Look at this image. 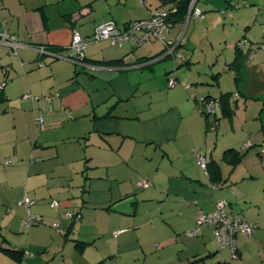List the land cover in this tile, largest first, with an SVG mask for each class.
Returning a JSON list of instances; mask_svg holds the SVG:
<instances>
[{
    "label": "crops",
    "instance_id": "crops-1",
    "mask_svg": "<svg viewBox=\"0 0 264 264\" xmlns=\"http://www.w3.org/2000/svg\"><path fill=\"white\" fill-rule=\"evenodd\" d=\"M131 1L136 0L116 4L107 0L101 6L95 0H73L71 4L64 0H0V35L8 32L21 43L15 53L0 45V105H4L0 111V264H26L27 257L34 264L37 256L30 255L34 244L41 249L39 254L43 250L42 256L56 248L51 262L62 257L64 262L72 259L74 264H88V251L92 250L94 261L101 239L120 253L121 247L133 241L139 243L137 248L142 245L139 233L147 227L153 235H160L164 247H157H163V252L165 246L179 242L178 234L186 233L181 253L188 254L187 264H250L252 250L264 264V204L253 202L249 189H241L234 172L224 173L222 165L229 166L235 159L233 153L228 158L227 151L236 149L228 145L218 159L217 143H212V133L199 111L206 95L219 98L227 92L220 83L222 76H213L219 93L203 87L202 93L195 88L188 98H172L170 91L184 90L178 88V75L169 91L167 80L169 83L175 69L190 66L191 59L184 57L183 64L176 67L175 57L162 55L164 48L156 43L139 46L133 39L122 46L90 42L84 71L67 59L74 31L89 40L95 28L106 22L124 27L150 17L134 15L136 5L123 8ZM245 1L251 7L243 5L238 28L246 29V37L259 44L264 39V5L259 0ZM218 4L234 8L225 0ZM191 20L184 28L176 25L170 33L178 39L184 32L185 38ZM37 48L51 55H42ZM249 55L264 78V51ZM35 69H46V77L31 80ZM238 86L240 96L249 98L246 74ZM182 87L187 89L184 82ZM25 94L39 100L25 99ZM240 96L232 99L237 102L234 116ZM255 98L264 99V93ZM261 112L263 121L264 108ZM222 118L229 120L230 116L223 114ZM217 137L218 132L216 141ZM198 155L219 166L221 179L212 180L199 167ZM146 178L151 186L139 188L138 181ZM26 197L35 200L29 208L22 204ZM220 199L229 203L232 218L257 226L251 238L238 236L237 260H232L229 249H218L212 227L204 225L197 235L189 234L197 227V216L213 212ZM53 200L59 208L50 206ZM236 211L241 214L235 215ZM70 212L82 217L69 218ZM38 217L40 220L27 224ZM111 232L119 233L110 240L102 238L110 237ZM254 237L259 241H253ZM4 248L20 253L13 256Z\"/></svg>",
    "mask_w": 264,
    "mask_h": 264
},
{
    "label": "rangeland",
    "instance_id": "rangeland-1",
    "mask_svg": "<svg viewBox=\"0 0 264 264\" xmlns=\"http://www.w3.org/2000/svg\"><path fill=\"white\" fill-rule=\"evenodd\" d=\"M64 1L68 4H71V1L73 0ZM95 1L99 2L101 6H103V4L107 2V0ZM219 1L220 0H199L197 8L201 12H205L204 14L207 18L206 20H200L192 16L188 33L181 41L180 37L176 39L175 33L168 34V39H170L169 41L173 43L174 46L179 45L176 48L177 50H175V53L171 55V57H175H172L175 66H181L184 62V57H186L185 60L191 59L190 66H185L184 64L180 69H178L179 71H176L175 69V71L172 72L173 77L170 80H174L173 78L178 75L180 78L178 81H180L181 83L178 88L184 90L182 91L184 92V94L178 91L179 89L175 90L177 92L170 91L172 98H188L189 94L195 92V88H200L198 89V92L202 93L203 87H210V89H214V93H219V86L213 79V76H215L216 74H220L222 76L220 83L222 84L221 86L224 88V90L232 93H235L237 91L236 84L234 82V72L232 71L233 73H229V63H231L234 59L235 46L245 35L244 31L246 29L238 28V23L241 19L239 16L243 12L241 10H243L244 8L243 5L247 6L250 3L248 4V2H246L245 0H225L227 6H229L230 2L233 3L232 5L234 8L229 9L228 7H219ZM259 1L264 5V0ZM117 2L118 0H114L113 3L116 4ZM132 5H136V8H138L137 11L135 10L134 15L144 18L147 16L151 17L152 15L160 12L169 11L173 7L172 3L164 5L160 0H136L135 2L131 1L123 8L128 9L130 7H133ZM86 8L89 9V7ZM234 11L238 13L234 14ZM84 12L86 11H83V13ZM184 27L185 26L183 25L182 28ZM147 43H156L161 49L164 48L162 55L169 57V55H166L165 53V44L163 42L150 40L143 43L142 45ZM186 44L187 48L185 47ZM246 53L247 48L244 50V54ZM71 64L77 67L79 71H84L83 65L85 63L83 65H79L72 62ZM42 67L45 66H40V68ZM45 70L46 69H35L36 72L30 79L37 81L38 79H40V77L46 75ZM17 73L20 72L18 71ZM29 81L30 80L28 78L27 82L29 83ZM182 82H184V85H187V89L189 87L191 89L185 90L182 87ZM201 82H203L205 85ZM166 90H170L168 80ZM27 93L32 92L28 91ZM34 95L40 96V94ZM212 96L218 98L216 95ZM161 97L162 96L160 95V98ZM239 98H241L240 107L238 108L234 118L232 120L221 118L219 127H217V141L214 138V134L217 133L216 123L212 117L214 115H211L208 121L206 120L205 115L202 116L205 118L207 128L210 129L209 133H212V135H210V137L212 138V143H217L218 150L216 152V156L219 160L222 157L225 147H227L228 145H233V147L236 149L234 151L231 150L230 152V154L233 153L235 155L234 161L229 166L226 165V163L222 165L224 173L226 175H231V172H234V178H237L238 181L241 180V189H249L248 193L253 199V202L260 201L262 204H264V196L262 195V191L264 189V120L262 121L261 119V111L262 108H264V99H249L248 104L245 105L244 100L246 99L242 96H240ZM155 99H158V97ZM3 109L4 105H0V111H2ZM244 177L248 179L243 181ZM149 181L151 182L150 179ZM29 198L31 200H34V198L32 197ZM34 209L35 207H32L33 215L35 214ZM152 210L155 211V209ZM229 210L230 209H228V214ZM238 213L241 214L240 211H236L235 215ZM153 218L155 220L159 219V217L157 218L154 216ZM148 229L149 227L144 228L139 233L143 237V241L141 243L142 245H139L137 248L136 245H138L139 243H137V241H133L130 244L121 247L120 253H117V247L115 245L109 247V245H106L105 241L101 239V242H98L99 245L97 247V250L95 249L97 254L94 261L92 258V250L90 249L88 251L87 257L91 261L88 264H95L101 261H103L104 264H187L185 259L187 258L188 254L185 253L186 251L183 252V254L181 253L182 245L186 240V238L184 237L186 233L178 234L177 237L179 242H177L176 245L174 243H171L165 246V252H163L164 244H161L163 243V241L160 240V235L158 236L156 234L158 229L156 230V235H153V232L149 231ZM26 233L29 237L28 228L26 229ZM111 233L112 234H110V237L103 236L102 238L110 240L112 237H114L113 234L115 232ZM45 235L47 236V233ZM171 237H175L173 232L171 234ZM252 240L256 241L258 239L254 237L252 238ZM157 245H162L163 247L161 249H158ZM31 249L32 250L30 252V255L35 254L37 256V259L34 260V264H74V262H72V259L65 260V262L62 261V257H60V261L51 262V259L53 258V252H57L56 248H52V253L46 254V256H42L43 250L39 254L38 251H40L41 249L37 246V244H34ZM112 254L118 255L114 258H109ZM43 257H45V259ZM249 257L251 261L250 264H261L260 259L257 260L258 255L255 250L250 251ZM30 258L31 257H27L28 262L26 264H31Z\"/></svg>",
    "mask_w": 264,
    "mask_h": 264
},
{
    "label": "built area",
    "instance_id": "built-area-1",
    "mask_svg": "<svg viewBox=\"0 0 264 264\" xmlns=\"http://www.w3.org/2000/svg\"><path fill=\"white\" fill-rule=\"evenodd\" d=\"M198 1L199 0L190 1L187 22L192 16L200 20L205 18L204 13L197 8ZM174 12H176V10L160 12L152 15L150 19L130 22L124 27H119L115 21H109L97 26L89 40L84 38L79 32L74 31L68 47L69 54L67 59L75 64L83 65L86 60V51L90 42L111 41L113 45L122 46L124 42L130 39L135 40L138 45H142L150 40L161 41L166 46V55H173L176 47L179 46H174L168 39V34L173 28L174 16L172 14ZM183 35L184 32L180 35V41L183 39ZM0 45L7 47L15 53L18 47L21 46V43L17 41L15 36L10 35L8 32H3L0 35ZM37 51L42 55L46 53L44 48H37ZM175 85V80L169 81L170 87H174ZM0 88H2V86H0ZM23 98L35 101L39 100L37 96L32 94H25ZM217 108V100H210L205 103V112L209 115H214L218 110ZM40 123L43 124L42 118L40 119ZM197 162L203 170L207 171L208 161L205 156L198 155ZM10 163L12 162L8 161L7 164ZM137 185L141 189H147L151 186V183L147 179H142L138 181ZM213 187L215 189L217 188L215 185ZM22 204L29 208L34 204V201L26 197L22 201ZM50 206L52 208H59V203L57 200H53L50 203ZM228 206L229 203L226 200H218L213 212L208 214L200 213L197 216V227L190 231L189 234L197 235L200 232L201 227L204 225L212 227L217 240L218 249H229L232 260H237L239 258L238 236L241 234L251 238L254 231L257 229V226L242 219L230 217L227 211ZM77 214L78 213L70 212L68 217L73 218L74 216H77L78 219H80L81 215ZM36 220L38 221L40 218H30L27 224L30 225ZM55 227H58V225H55ZM118 233L119 232H116L115 235ZM219 264L229 263L222 261Z\"/></svg>",
    "mask_w": 264,
    "mask_h": 264
},
{
    "label": "trees",
    "instance_id": "trees-1",
    "mask_svg": "<svg viewBox=\"0 0 264 264\" xmlns=\"http://www.w3.org/2000/svg\"><path fill=\"white\" fill-rule=\"evenodd\" d=\"M162 4H169L172 3L173 7L170 10H176L172 15L174 16L173 20V28L176 25H183L187 22V17H188V12H189V4L191 0H160ZM204 13V12H203ZM205 15V14H204ZM151 17L147 18L150 19ZM145 20V19H144ZM142 21V20H138ZM172 28V30H173ZM171 30V31H172ZM247 48V53L244 54V50ZM249 48H254L253 51H264V39L259 43L256 44L254 42H251L246 35L243 36L238 44L235 46V54H234V59L233 61L229 64V69L234 72V79L236 82V89L237 91L235 93L232 92H226L222 93L219 98L213 97L212 93L210 95H206L204 97L203 101L200 102L202 107H200V112L205 115L206 120L208 121L210 119V116L207 112H205V103L210 101V100H217L218 101V110L214 114L213 119L216 123V127L219 126V122L222 118L223 114L229 115L230 119L233 118L235 113V105L237 102H233L232 99L233 97H238L241 95L242 91L239 88L240 81L244 78V75L246 74L248 78V83H249V90H250V96L249 98H245L246 100L249 99H254L257 95L264 93V78L260 75V73L257 71L256 65L252 63V60L249 59ZM166 49V46H165ZM252 50V49H250ZM248 69L247 73L245 70ZM220 74H216L215 77L219 76ZM243 94V93H242ZM246 97V96H245ZM3 99L0 97V100ZM203 103V104H202ZM200 105V106H201ZM221 113V114H220ZM230 150L227 151V157L229 158L230 156ZM234 161V159H233ZM212 164V165H211ZM200 167V166H199ZM207 175L212 179L218 181L221 179V172L219 166L213 162V163H208L207 166V171H205ZM78 213V212H74ZM77 215H81L78 213ZM82 217V216H81ZM73 218H78L77 216H74ZM4 251L7 253L16 256L17 254L20 253V251L13 250L11 248H4Z\"/></svg>",
    "mask_w": 264,
    "mask_h": 264
},
{
    "label": "water",
    "instance_id": "water-1",
    "mask_svg": "<svg viewBox=\"0 0 264 264\" xmlns=\"http://www.w3.org/2000/svg\"><path fill=\"white\" fill-rule=\"evenodd\" d=\"M9 50V49H8ZM11 53H12V51L11 50H9ZM39 53V52H38ZM45 55H51V54H48L47 52L45 53Z\"/></svg>",
    "mask_w": 264,
    "mask_h": 264
}]
</instances>
